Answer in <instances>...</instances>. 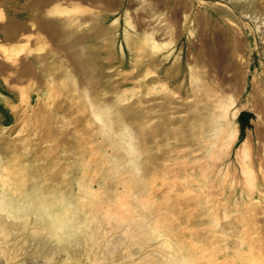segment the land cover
<instances>
[{
  "label": "rangeland",
  "instance_id": "1",
  "mask_svg": "<svg viewBox=\"0 0 264 264\" xmlns=\"http://www.w3.org/2000/svg\"><path fill=\"white\" fill-rule=\"evenodd\" d=\"M106 34L101 54L78 50L82 69L68 58L47 84L5 69L17 61L0 49L5 175L90 218L58 240L42 219L9 217L0 264H264V0H107ZM219 99L229 125L200 148ZM126 129L141 181L118 149Z\"/></svg>",
  "mask_w": 264,
  "mask_h": 264
},
{
  "label": "crops",
  "instance_id": "2",
  "mask_svg": "<svg viewBox=\"0 0 264 264\" xmlns=\"http://www.w3.org/2000/svg\"><path fill=\"white\" fill-rule=\"evenodd\" d=\"M106 7L107 0H0V49L17 61L4 68L46 84L51 72L68 69V58L81 68L78 50L97 55L95 49L107 47ZM41 86L30 93L41 95Z\"/></svg>",
  "mask_w": 264,
  "mask_h": 264
},
{
  "label": "bare ground",
  "instance_id": "3",
  "mask_svg": "<svg viewBox=\"0 0 264 264\" xmlns=\"http://www.w3.org/2000/svg\"><path fill=\"white\" fill-rule=\"evenodd\" d=\"M145 44H147V42H145ZM207 91L208 90H206V93ZM209 92L210 90L208 91V93ZM208 95H212L211 92ZM216 102L217 103L214 105V107L217 105V108H216L217 111H215L212 114L213 105L212 106L210 105L212 109L210 108L208 109L206 108L208 105L207 104L205 108L208 109L209 112L208 111H206L207 113L204 112L205 113V114L203 113L204 118H202L201 120H199L200 118L198 119L200 121V124H199L200 128H199V132H196V133L200 135V141H204V140L211 141V145L208 144L207 146H205L206 144L203 143V146L202 144H200V148L207 147V148L212 149L214 147V143L219 139V134L222 133V131H224L226 125L228 124V121L226 118H227V114L229 113L228 112L229 107L221 99H219ZM109 119L110 120L107 123V127L105 130V135L108 137L112 129L115 127L114 119L113 120L111 118ZM139 127H141V124ZM186 133L187 132H185L183 136L184 135L186 136ZM133 136H134L133 131H131V129H126L123 136L121 137L120 142L118 143V149H120L121 151H124L128 156H131L132 161L129 162L130 169L134 171V179L136 181H141V179L143 178V172H144L143 167L140 165V163L137 160L134 159V157L136 156L135 154L131 153V149L129 148V146H131L133 143ZM209 145L210 147H208ZM118 160H119L118 158H112L113 162H117ZM184 165H186V163ZM184 165H183V168H184ZM5 166L6 165H5L4 155L3 153L0 152V224L5 232H7L8 230L10 234L12 232L10 231V227H9L10 224L8 223L9 217H13L15 219L26 218L25 222H23L25 226L26 224H33L35 227L37 226V228L39 227L38 226V218H39L44 221V225L48 229L50 234L56 235L58 240H63V239H69L71 236L75 235L76 231L80 229L82 225L86 224L89 221L90 218L87 219L88 215L84 213L82 207L79 206L78 204H75L74 202H70V201L67 202L65 195L62 191L55 192L54 198H50L48 195H46V193L43 190H40L38 192V188H36L34 184H32L29 188H24L23 186L13 181L11 178H8L9 176L7 177L5 175ZM31 190L35 192V196L33 198L30 197V199L32 198V201L27 197ZM15 198L24 200V201L30 200L31 204L34 205L32 208V211L30 212L25 206H22L21 204H19V206H16L15 208H11L12 200ZM21 202L22 201H19V203ZM58 203H63V207L59 208L57 206ZM32 213L35 215V217L31 216ZM82 213L84 216H80L82 215ZM16 222L17 221L14 222V226H13L15 228L17 226V225L15 226ZM13 227L11 229H13ZM39 232H37V234ZM80 236H83V235L80 234ZM79 237L77 238L76 236V240L75 239L70 240L68 243L71 244L72 241L74 243L75 241H77L78 243L80 241L78 240ZM43 241L46 244V247L48 248L52 247L53 249H57V251L66 248V244L69 246V244L68 243L65 244V242L63 244L61 243L62 245H60L59 243L58 245L55 244V246H52V244H49L51 241L50 239L48 240L45 239ZM176 260L177 261L174 262V264H188V262L190 261L184 256L182 257L179 256Z\"/></svg>",
  "mask_w": 264,
  "mask_h": 264
},
{
  "label": "water",
  "instance_id": "4",
  "mask_svg": "<svg viewBox=\"0 0 264 264\" xmlns=\"http://www.w3.org/2000/svg\"><path fill=\"white\" fill-rule=\"evenodd\" d=\"M251 116L250 111H244L241 113V117L243 120H247Z\"/></svg>",
  "mask_w": 264,
  "mask_h": 264
}]
</instances>
